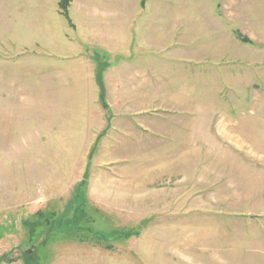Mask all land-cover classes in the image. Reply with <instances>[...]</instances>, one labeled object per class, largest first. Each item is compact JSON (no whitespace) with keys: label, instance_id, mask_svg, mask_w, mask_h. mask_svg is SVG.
<instances>
[{"label":"rangeland","instance_id":"obj_1","mask_svg":"<svg viewBox=\"0 0 264 264\" xmlns=\"http://www.w3.org/2000/svg\"><path fill=\"white\" fill-rule=\"evenodd\" d=\"M130 1L136 28L149 19L161 42L117 18L123 49L110 55L53 47L46 5L0 0V264H264V27L246 15L257 5ZM85 58L148 66L111 93ZM75 202L81 226L110 232L102 243L78 230ZM122 229L135 235L105 239ZM62 230L86 240L54 238Z\"/></svg>","mask_w":264,"mask_h":264},{"label":"crops","instance_id":"obj_2","mask_svg":"<svg viewBox=\"0 0 264 264\" xmlns=\"http://www.w3.org/2000/svg\"><path fill=\"white\" fill-rule=\"evenodd\" d=\"M39 1L42 5L40 8L46 5V7H48L47 9L50 11L46 23L47 30L45 31L46 36L49 32L47 44H54L53 47L56 48H60V45H64L65 47L80 46L83 51L86 46L104 50L110 55L117 54L123 49L121 45L123 42L119 40L117 30H114L113 21L117 18L120 19L115 23V25L122 29L124 34L129 33L130 28L136 30L140 36L143 35L145 31H150V40H155V37L158 36H155L154 34L161 31L160 27H158V29L156 27L151 28L152 26L147 21L149 19H147L146 22L145 19H143L140 26H137L136 28L139 20L144 15L140 16V12L136 11V6H134V3L130 0H122V10L114 9V7L117 6V2L115 0H107L106 3H103L102 0H72L68 9V16L69 21L73 26L69 25L68 19L60 14V0ZM251 1L257 5V11L253 13L252 10L247 9L246 15L250 20H252V17L255 18V21H257L255 24L256 28L262 29L264 27V15L262 14L264 11V0H246L247 3ZM15 8L22 9V4L20 2L16 4L15 0ZM21 20V17L14 20V34L21 33V30L17 32L18 26L22 28ZM78 41L82 44V46L78 43ZM155 41L161 42L160 39ZM85 59L86 65L91 68V75H94V69L97 63L104 66L101 77L105 83V87H107V84L109 83L112 84L111 86H108V91L111 93L114 92L116 88L120 87L119 85H114V83H125L127 82L128 77H134L138 74L133 68H146L148 66L143 60H115L110 58L108 60H101L100 62L97 61L96 63L88 58Z\"/></svg>","mask_w":264,"mask_h":264},{"label":"trees","instance_id":"obj_3","mask_svg":"<svg viewBox=\"0 0 264 264\" xmlns=\"http://www.w3.org/2000/svg\"><path fill=\"white\" fill-rule=\"evenodd\" d=\"M71 1L72 0H60V9H61V12H62V14L67 18V19H69V16H68V9H69V7H70V4H71ZM102 72V71H101ZM100 72V73H101ZM100 80H101V78H100ZM100 86H101V88H102V91H103V85H102V81L100 82ZM74 205H77V207H75L74 208V211L76 210V211H78L79 210V212H80V214L79 215H75V216H72V218H73V220L74 221H76L75 223H76V225H77V228H78V230L79 231H81V229L82 230H85V234L84 235H86V237H90V238H88V239H90L91 241H95L97 244H100V243H102L101 242V240H100V238L99 237H97V236H100V235H98L97 233L98 232H103V233H110V232H107V231H100V230H93L92 228H90L89 226H85L86 227V229L83 227V226H81V221H79L80 219H82V218H80V216L83 214V212H82V210H81V208L79 207V205L75 202V204ZM88 214V212L86 213V215ZM89 215V214H88ZM90 218H91V221L93 222V218L91 217V216H89ZM92 222H88V224L87 225H89L90 223H92ZM84 228V229H83ZM56 230H57V228H56ZM33 230H31L30 231V234H32L33 235V232H32ZM52 231H54V229H52ZM114 234L113 235H111L110 234V236L109 237H106L105 239L108 241V240H113V242L115 241H123V240H127V239H129L131 236H133V235H135V233H133V231H126L125 229H122V230H114ZM60 233H62V234H59V235H62V236H54V238H58V237H61V238H73V237H76V238H78V239H80V240H86V237L83 235V233H70V232H66L65 230H62V231H60ZM55 234V233H54ZM49 235H51V233L49 234ZM55 235H58V234H55ZM88 235V236H87ZM105 236H108L109 234H104ZM52 237V236H51ZM101 238H102V236H101ZM47 239V238H46ZM52 239V238H51ZM112 242V241H111ZM110 246L111 245H108V248H110ZM27 252H29V253H33V251H31V250H29V251H27ZM33 256H31V260H29V261H27L25 264H40V256L39 255H35V254H32ZM42 264V263H41Z\"/></svg>","mask_w":264,"mask_h":264}]
</instances>
